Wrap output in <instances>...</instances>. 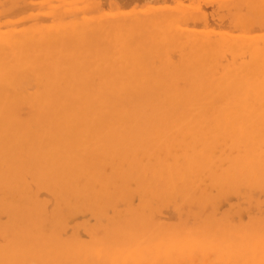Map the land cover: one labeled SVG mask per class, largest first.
<instances>
[{
	"label": "bare ground",
	"instance_id": "6f19581e",
	"mask_svg": "<svg viewBox=\"0 0 264 264\" xmlns=\"http://www.w3.org/2000/svg\"><path fill=\"white\" fill-rule=\"evenodd\" d=\"M66 1L69 2V0ZM239 1L249 6V12L252 11L253 14L262 12L264 15V0ZM76 2L72 3L77 5ZM82 2L80 6L83 8ZM85 4L88 5L87 2ZM57 5L60 6L56 4V8ZM87 5L84 6L87 8ZM99 5H95L96 8L94 6L92 9H97ZM181 5L176 7L182 8V11L172 9V11L176 10L174 15L167 13L168 9H160L166 10V13L171 16L165 17L162 22L157 23L156 27L154 26L155 37H158V45H161V48L170 49L175 44H179L183 46L184 51L188 50L184 54L181 66H178L179 69L175 71L170 70V66L162 70L159 68V71L155 70L156 68L152 69L149 66L148 53L141 54L142 52L135 51V56L127 57L126 53L135 39L133 34L143 21L141 18L143 16L140 17V15L139 20L137 17L135 20L132 14V18L131 15L130 19L127 17L129 20L134 19L132 25L129 23L130 27H136L129 32H126V28L124 33L122 31L115 36L113 33L116 28L118 30L124 28L123 21H115L109 25H102L103 20L100 23L97 21V27L99 26L97 38L99 34H102V37L114 45V49L107 55L106 62L92 70H89L92 63L88 62V64L73 65L69 68H65L61 63L59 71L55 69L56 64L52 60L55 53L60 50L57 47L64 48L68 45L66 43L73 39L77 40L78 43H76L80 45L82 52L88 54L93 46L91 44L93 41H90L92 38L89 36L96 33V30H87L90 22L88 26L85 25L87 29L77 27L79 23H81L79 26L83 25L82 22H78V25L68 23L70 26H65L69 18L67 19L68 16L64 13L67 16L64 25L61 23L53 24L55 27L46 25L44 28L48 30L45 33H38L39 28L36 27L37 33L41 36L40 39H43L41 44L45 46L43 51L46 55L44 58L47 60L44 62L48 63L50 68L45 69V74L37 76L36 79L32 78L35 81L33 85L36 90L24 100L28 101L37 113L24 123L16 114L18 109L16 106L23 98L21 95L29 92L30 88L28 89L27 86H31L33 81L24 77L17 80L14 77V71H7L8 63H0V214L7 215L9 219L7 224L0 222V233H3L1 235L7 240L5 244L0 245V264H150L151 262L152 264H264V215L262 218H255L256 215H253V218L250 214L251 219H248L247 225L243 223V226H234L237 229L233 227L230 230V224L226 225L227 221L230 223L229 220H226L224 224L220 218L221 223H218L210 217L213 213L207 215L210 218L206 222L203 221L204 219L201 222L200 219L201 223L197 222V224H205L198 226L197 230L193 229V226L191 229L194 231L185 225L177 229L166 226H157V228L154 222L152 223L155 219L151 221L150 218L148 219L149 215L147 216L149 212L150 214L154 212L151 197L149 200L142 201L138 211L133 205L135 208L128 209L125 215H117L119 220L115 218L110 223L111 226L106 228L105 239L103 235L98 240V237L95 238L97 235L90 234L89 239L91 238L94 242L89 245L87 241L83 243L84 246L81 244L80 248H77L78 245L76 246L73 240L71 242L68 239L66 243L62 237L59 238L51 231L48 233L44 228L48 220L46 206L44 203H37L36 189H46L54 195L56 206L52 222L56 223H62L61 212L65 209H68V213L71 214L89 208L88 212H91V209L94 210L98 214L96 216L101 219L100 215H104L109 207H116L119 201L130 205L131 196L134 194L135 196L138 194L141 201L145 198L144 193L147 196L149 193L146 192L144 185L149 174L151 179L147 182L152 184L157 192V195L153 197L157 209L159 205L160 207L171 205L170 202H173V199L177 200L175 198L177 196L193 204H211V207H214L219 201L216 199L220 196L233 193L232 196L246 191L245 189L264 192V44L260 46L259 41L257 43L252 41L254 38L250 40L240 36L241 39L239 35H237L238 39H234L231 37L235 34L231 35V33H227L228 37L231 35L230 39L223 36V40L217 39L216 41H219L215 44L208 33L209 37H196L187 35L186 32L182 35L178 28L182 24L180 21H185L183 19L189 16L187 13H182L184 8ZM222 5L227 6V4ZM52 6L51 9L55 7ZM69 6L66 8L74 9ZM80 6L79 4L76 6L79 7L78 11ZM82 8L81 10L86 11ZM151 8L148 13L147 11L145 13L149 14L155 10ZM76 10L75 8L73 12L76 13ZM168 11L171 12V10ZM241 11L237 13L239 16ZM70 12L66 11L71 14ZM203 13L199 14L198 20L200 17L206 18V14ZM49 15L53 16L52 12ZM117 15L121 20L122 15H119V11ZM101 16L106 17L104 14ZM114 16L113 18L116 17ZM239 16V23L243 18L248 20V17ZM55 17L58 18L57 15ZM74 18L79 19L76 15ZM87 20L84 19V21ZM245 20H243L244 23ZM243 22L241 24L237 22L236 27L240 28V25L243 29L250 27L253 20L250 24L247 21L246 25ZM90 26L89 30H92V24ZM32 30L31 32L35 31ZM14 31H11V34ZM244 34V37L247 36V33ZM213 35L215 33H212ZM14 36H3L0 39V50H11L27 42L21 39L23 35L20 39L17 38L19 36H16L17 39L12 38ZM29 36L27 38L34 40V34L32 37L31 34ZM25 37L23 38L26 40ZM262 38L264 40V37ZM64 41L66 42L63 44ZM137 47L142 51L143 47ZM221 52H226V56L230 52L231 57L237 55L232 58L250 53L251 60L246 58L249 62L244 63L245 56H242L243 59L240 57L239 67L236 62V65L233 63L230 68L227 65L228 70L226 68L227 71L218 76L221 78L218 79L216 74L214 77L209 72L210 66L217 62L219 55L221 57ZM227 58L229 59V56ZM218 61L220 62V59ZM242 61L244 64L241 66ZM20 62L21 65L15 66L14 69H23L21 66H28L31 60L25 59ZM166 65L168 64L162 65L161 68ZM31 69L33 70L32 66ZM48 69L49 73H47ZM261 77L262 80L259 79ZM177 80H182L189 87H179ZM149 123L151 127H148ZM172 135L175 136L172 137ZM227 143L231 145L224 149ZM149 149H155V154L151 155ZM149 156H157L156 163L143 165L144 158ZM101 157H106L103 162H93ZM105 168H110L111 174L106 175ZM16 170H18V175H15L17 178L10 179V175ZM30 174L38 179L36 189L25 183V176ZM205 180H209V185L205 182L208 186L201 184ZM132 181L138 186L136 191V187H133L134 192L129 189ZM150 184L147 187H151ZM32 187H34L33 184ZM212 188L217 192V194L214 193L215 197L210 195ZM243 188L244 191H241ZM252 190H250L251 193L246 192L250 195L256 193ZM152 192L151 194L155 193V191ZM246 194H242L243 197ZM119 211H116L117 214L122 212ZM122 220L124 221L120 225ZM104 225L107 226L105 223ZM18 227L20 230H16ZM136 228H139L141 233L138 234ZM233 229L235 231L232 232ZM75 240L77 242V239ZM80 242L83 241L78 243Z\"/></svg>",
	"mask_w": 264,
	"mask_h": 264
},
{
	"label": "rangeland",
	"instance_id": "374dc122",
	"mask_svg": "<svg viewBox=\"0 0 264 264\" xmlns=\"http://www.w3.org/2000/svg\"><path fill=\"white\" fill-rule=\"evenodd\" d=\"M39 1H41V2H39ZM43 1V2H42ZM44 1H45V3H44ZM49 1V2H48ZM63 1H65L64 3H63ZM78 2H76L75 0L73 1L72 0V2L73 3H75L76 2V4L77 5H74L72 2H71V0H69V2L68 1H66V0H47V2H46V0H0V30H2V32L0 31V39L1 38H3V36L5 37V36H7V35H11V36H14V37H12V38H16V36H19V37H17V38H19L20 39V37H21V39H23L24 41H27V42H24L25 44H22V46L20 45L18 48L17 47H14V49H6V50H0V63H3L4 62V64H7V71H14V77L15 78H17V80H20V78H28V79H30V81H33V82H31L32 83V85L30 86V85H28L27 87H28V89H29V92L26 94H23V95H21L23 98H21L19 101H18V104H17V111H16V114H17V116L19 117V119L21 120V121H23L22 123H24V122H27L29 119H31V116L34 114V113H37V111H36V109H34L33 107H31V105L28 103V101H26V100H24V98L25 99H27V96L28 97H30V94L31 93H33L35 90H36V87L33 85L34 84V80L33 79H36L37 78V76H39V75H43V74H45L46 72H45V69L47 68V67H49L48 66V63H45L44 61H46L45 60V58H44V56H46L45 54H44V51H43V49L45 48V46L44 45H42L41 43L43 42V39H40L41 38V36L38 34V33H41V32H43V33H45V32H47V30L48 29H46V28H44L46 25H48L49 26V24H50V26H52L53 24H55V25H59L60 23L61 24H63L64 22H65V20H67L68 18V20L69 21H66L64 24H65V26H70L69 24H71V25H75L76 23H77V25H78V22H82L83 23V25H81V26H79L81 23H79V25L77 26L78 28H84L85 27V25H89L88 23L90 22V25L92 24V26H93V29L92 30H89V28L91 27L90 25L88 26V31H95L96 30V33L95 34H91V36H89V38H92V39H90V41L92 42L91 44L93 45L91 48V51L88 53V54H84L83 52H82V49H81V47H80V45H78L77 43V40H75V39H73V40H71V41H68L66 44H68L66 47H64L63 48V46H60V47H57V48H59L60 50H58V53H55V55H54V57L52 58V60H53V62L56 64V67H55V69H58L59 71H60V65H61V63H62V65L65 67V68H69V67H71V66H73V65H83L84 63H86V64H88V62L89 63H92V64H90V66H89V70H92V69H95L96 68V66H98L99 64H101V63H104V62H106V57H107V55L111 52L112 53V51H113V49H114V45L112 44H110V42H108L104 37H102V34L100 35H98V38H97V32H98V27H97V21H99V23L100 22H102V20H103V22L101 23L102 25H106V24H111V23H114L115 21H123V23H125V25H124V28H122V29H120V30H118V28H116V30H115V28L113 29V30H115L114 31V36H115V34H117V35H119V33L120 32H122L123 31V33L125 32L124 30L126 29V32H129V30L130 29H132V28H135L136 26H134V27H130V24L132 25V23H133V20L134 19H132V20H129L130 18V15L132 14L133 15V18H135V20H136V17H137V20H139V18L141 17V16H143V17H141L142 18V20L140 19V21H142L141 22V24H140V26H138V28L136 29V32L133 34V38H135L134 40H133V42H132V45L130 46L131 48L128 50V53H126V55H127V57L128 58H131V55H132V57L133 56H135L136 54H135V51L136 52H142L141 54H143V53H148L149 55H147V56H149V58H150V60H149V63H150V67L152 68V69H155V70H157V71H159L158 69L160 68L161 70L162 69H165L167 66H170L171 68H170V70L171 69H173L174 71L175 70H178L179 68H178V66H181V64H182V62L184 61V59H183V57H184V54H186V52L188 51V50H186V51H184L183 49V46L182 45H177V44H175L174 45V47H171L170 49H167L166 47H163V48H161V45H158V37L156 36L155 37V34H156V30H155V27L157 26V23L158 22H162L163 21V19L165 18V17H169V15L171 16V14H167V13H172L173 15L175 14V11L176 10H180V11H182L183 9L182 8H177L176 6L178 5L179 7H180V5H181V3L183 4V5H181V6H183V8H184V11L182 12V13H184V14H186L187 13V16H189V18L188 17H186L185 19H183V20H185V21H183L182 22V20L180 21L182 24H180V23H178V24H180L181 25V27H178V25H177V27L178 28H180L179 30H181V32L179 31V33L180 34H182L183 35V33H187V35H192V36H196V37H209L210 36V38H211V41H213V43L215 44V43H217L218 41H216L217 39H221V40H223L222 39V37L224 36V38H225V36H226V38L228 37L227 36V33L229 34V33H231V35L232 34H235L234 35V37H233V35H232V37H231V35H230V37L231 38H234V39H238V37H237V35H239V37L240 36H242V38L243 39H250L251 40V38H254V39H252V41H255V43H257L258 41V43H260L259 45L260 46H263V44H264V40H263V38L262 37H264V15L262 14V12H259L258 14H253L252 13V11H250L249 12V10L250 9H248L249 8V6L247 7L246 6V4H244L245 2H243V1H239V0H232V2H231V0H91V2H90V0H80L85 6L87 5V4H85L86 2L88 3V5H87V8L83 5V8L84 9H86V11L84 12L83 10H81V8H82V6H80L81 4V2L79 1V0H77ZM122 1V2H121ZM123 1H124V3H123ZM127 1V2H126ZM131 1V2H130ZM179 1V2H178ZM201 1V2H200ZM223 1V2H222ZM226 1H229V2H227L226 3ZM35 2V3H34ZM38 2V3H37ZM134 2V3H133ZM178 2V3H177ZM184 2V3H183ZM214 4H213V3ZM220 4H219V3ZM225 2V3H224ZM231 2V3H230ZM55 3V4H54ZM67 3H69L70 4V6H71V8H76L77 10H76V13H75V11L73 12V10L74 9H70V8H66L67 6H69V4H67ZM90 3H92V4H90ZM165 3H167V4H165ZM169 3V4H168ZM210 3V4H209ZM49 4V5H48ZM56 4H59L60 6H58L57 5V8H56ZM78 4H79V6L81 7L80 9H79V11H78V8L79 7H76V6H78ZM89 4L91 5V7L89 6ZM100 4V5H99ZM124 4V5H123ZM129 4V5H128ZM187 4V5H186ZM189 4V5H188ZM222 4H227V6L225 5V6H223ZM33 5V6H32ZM52 5H54L55 7V11H54V8L53 9H51V7H53ZM72 5H74V6H72ZM97 5H99L98 7H97V9H94V8H96V6ZM122 5V6H121ZM151 5V6H150ZM186 5V6H185ZM221 5V6H220ZM229 5V6H228ZM238 5V6H237ZM244 5H245V7H246V9H245V7H244ZM48 6H50V8L48 7ZM69 6V7H70ZM95 6V7H94ZM107 6V7H106ZM157 6V7H156ZM161 6V7H160ZM171 6V7H170ZM174 6V7H173ZM198 6V7H197ZM20 7V8H19ZM92 7H94L93 9H92ZM152 7V8H151ZM160 7V8H159ZM166 7V8H165ZM192 7H194V9H192ZM196 7V8H195ZM202 9H201V8ZM204 7V8H203ZM264 7V6H263ZM82 8V9H83ZM91 8V9H90ZM102 8V9H101ZM133 8V9H132ZM149 8H151L152 10H154V8H155V14L153 13V12H151V13H153L152 15H151V13H149V14H146L145 12L147 11V13L150 11V9ZM174 8H176V10H174V11H172V9H174ZM186 8H191V9H187L186 10ZM199 8V9H198ZM235 8H236V10H235ZM49 9H51V10H49ZM66 9V11H68L69 10V12H70V10L72 11V12H70L71 14H69V13H66V11H64ZM105 9V10H104ZM156 9L158 10V11H160V12H158V11H156ZM160 9H168V10H171V12L170 11H168L167 10V13H166V10H164V11H162V10H160ZM196 9H198V11H193V10H196ZM201 9V10H200ZM241 9L243 10V11H241ZM25 10H26V12H25ZM39 10V11H38ZM88 10H90V11H88ZM92 10V11H91ZM93 10H95V11H93ZM97 10H99V11H97ZM108 10H109V12H108ZM124 10H126V11H124ZM145 10V11H144ZM200 10V11H199ZM202 10H203V12H202ZM245 10V11H244ZM246 10H248V12L246 11ZM46 11H48L47 13H46ZM49 11H51L52 12V14H53V16L52 15H49L50 13H49ZM54 11V12H53ZM78 11V12H77ZM118 11H119V15H122L121 16V20H120V16H116V14H118ZM186 11V12H185ZM193 11V12H192ZM205 11H207V13L205 12ZM223 11V12H222ZM239 11H241V13H240V16H241V18H242V16H244L245 18H247L248 17V23L250 24L251 22L250 21H252L253 20V25L252 24H250V27H247V28H242V26L240 25V28L238 27H236L237 26V22L239 23L240 22V20L238 19V14H239ZM36 12H39V13H36ZM41 12V13H40ZM89 12V13H88ZM113 12H115V13H113ZM121 12V13H120ZM139 12V13H138ZM165 13V14H163V13ZM225 12V13H224ZM2 13V14H1ZM21 13V14H20ZM43 13V14H42ZM54 13H55V15H54ZM60 13H62V15L60 14ZM64 13H65V15H67V16H65L64 15ZM77 13H80L79 15H77ZM125 13H128V14H125ZM141 13H143V14H141ZM144 13H145V16H144ZM162 13V14H161ZM201 13H203V14H206L205 15V19L203 18V17H200V19L198 20V18H199V14H201ZM224 15H223V14ZM238 13V14H237ZM48 14V15H47ZM60 14V15H59ZM69 14V15H68ZM76 15V17H79V19L78 18H74L75 17V15ZM106 15V17L105 16H101V15ZM113 14V16L115 17V18H113V16H111V15ZM125 14V16H123ZM189 14V15H188ZM190 14H191V17H190ZM198 14V15H197ZM236 14H237V17H236ZM21 15V16H20ZM57 15V19H56V16ZM81 15V16H80ZM88 15V16H87ZM107 15H110V16H107ZM128 15V16H127ZM132 15H131V18H132ZM136 15H138V16H136ZM139 15H140V17H139ZM168 15V16H167ZM194 15H195V18H196V16H197V18L195 19L194 18ZM221 15H222V17H221ZM263 15V16H262ZM26 16H29V18L27 17L26 18ZM31 16V17H30ZM70 16V17H69ZM85 16H86V18H85ZM159 16V17H158ZM201 16V15H200ZM204 16V15H203ZM239 16V17H240ZM255 16H256V19H255ZM21 17V18H20ZM24 19H23V18ZM65 17H67V19L65 18ZM88 17V18H87ZM97 17H99V18H101V20H99V18H97ZM109 17V18H108ZM124 17V18H123ZM127 17L129 18V19H127ZM43 20H42V19ZM71 18H74V19H71ZM94 20H92V19ZM154 18V19H153ZM209 18V19H208ZM237 18V19H236ZM16 19H18V20H16ZM41 19V20H40ZM62 19V20H61ZM84 19L86 20V19H88L87 21H84ZM95 19H96V21H95ZM126 19V20H125ZM156 19V21H154ZM158 19V20H157ZM194 19H195V21H194ZM254 19H255V22H254ZM12 20H14V21H11ZM75 20H77V22H75ZM90 20H92V21H90ZM125 20V21H124ZM235 20H237V22L235 23ZM239 20V21H238ZM243 20H245L244 18H243ZM243 20L241 21V23L243 22ZM245 20V23L247 22ZM62 21V22H61ZM73 21L75 22V23H73ZM108 21V22H107ZM206 21V22H205ZM224 21V22H223ZM8 22V23H7ZM14 22V23H13ZM85 22H86V24H85ZM95 22H96V25H95ZM69 23V24H68ZM73 23V24H72ZM130 23V24H129ZM213 23V24H212ZM233 23V24H232ZM241 23H239V24H241ZM244 23V22H243ZM244 23V24H245ZM2 24H4V25H2ZM7 24V25H6ZM63 24V25H64ZM152 24V25H151ZM185 24V25H184ZM194 24V25H193ZM210 24V25H209ZM244 24H242L243 26H244ZM95 25V26H94ZM100 25V24H99ZM129 25V26H128ZM179 25V26H180ZM223 25V26H222ZM246 25V24H245ZM127 26V27H126ZM155 26V27H154ZM221 26V27H220ZM248 26V25H247ZM8 27L10 28V29H8ZM30 27H31V29H30ZM36 27H38L39 28V30L36 28ZM53 27H55L54 25H53ZM95 27H96V29H95ZM182 27H183V32H182ZM210 27V28H209ZM214 27V28H213ZM220 27V28H219ZM245 27V26H244ZM28 28V30H29V32H27L28 30H26ZM35 28V29H34ZM48 28V27H47ZM50 28V27H49ZM142 28V29H141ZM177 28V29H178ZM3 29H4V31H3ZM13 29V30H12ZM16 29V30H15ZM19 29H20V31H19ZM23 29H24V31H23ZM35 30L34 32H31V30ZM38 30V33H37V30ZM43 29V30H42ZM141 29V30H140ZM147 29V30H146ZM151 29V30H150ZM186 29V30H185ZM211 29V30H210ZM241 29V30H240ZM16 32H15V31ZM32 30V31H33ZM139 30V31H138ZM143 30V31H142ZM144 30H145V32H144ZM187 30H189V31H187ZM205 30V31H204ZM214 32H213V31ZM243 30H244V33H247L246 35L247 36H245L244 37V33H243ZM263 30V31H262ZM7 31H9V33L7 32ZM11 31H14L12 34H11ZM18 31H19V33H18ZM23 31V32H22ZM100 31V30H99ZM153 31V32H152ZM190 31H193V32H190ZM201 31V32H200ZM225 31V32H224ZM235 31V32H234ZM22 32V33H21ZM36 32V33H35ZM147 32V33H146ZM206 32V33H205ZM210 32V33H209ZM226 33L225 35H223V33ZM243 34H242V33ZM255 32V33H254ZM3 33H4V35H3ZM7 33V34H6ZM25 33H26V35H27V33L30 35L31 34V37H32V34H34V40H33V38H27V36L28 37H30L29 35H25ZM99 33H101V32H99ZM205 33V34H204ZM209 34V36H207L208 34ZM212 33L214 34L215 33V35H213L212 36ZM218 33V34H217ZM220 33V34H219ZM257 33V34H256ZM22 34V35H21ZM37 34H38V39H37ZM138 34V35H137ZM148 34V35H147ZM222 35L221 37L220 36H217V35ZM242 34V35H241ZM255 34V35H254ZM261 34V35H260ZM3 35V36H2ZM136 35L139 37V39H138V37H136ZM152 35V36H151ZM184 35H186V34H184ZM203 35V36H202ZM248 35H250L249 37H248ZM263 35V36H262ZM26 36V37H25ZM35 36H36V38H35ZM155 37V41L153 40L154 39V37ZM252 36V37H251ZM23 37H25L26 38V40L23 38ZM153 37V38H152ZM217 37H219V38H217ZM230 37H228L229 39H230ZM236 37V38H235ZM248 37V38H247ZM16 38V39H17ZM141 38V39H140ZM145 38H146V40H145ZM153 40H151V39ZM214 38V39H213ZM241 38V37H240ZM241 38V39H242ZM260 38H262V40H259ZM150 39V40H149ZM213 39V40H212ZM256 39H258V40H256ZM148 40V41H147ZM220 40V41H221ZM141 41H145L144 43L143 42H141ZM247 41V40H246ZM37 42V43H36ZM66 41H64L63 42V44L65 43ZM70 42V43H69ZM77 42V43H76ZM156 44H155V43ZM247 42H250L249 40L247 41ZM137 43V44H136ZM59 44H61L60 42H59ZM143 44H145V45H147V46H145V45H143ZM24 45V46H23ZM69 45H71V46H69ZM151 45V46H150ZM137 46H141V47H143V49H142V51H141V49L139 48L138 49V47ZM152 46H153V48H152ZM179 46H180V48H179ZM41 47V48H40ZM68 47H70V48H68ZM149 47H151V49H152V51H151V49H149ZM38 48V49H37ZM63 48V49H62ZM138 50H137V49ZM160 48H161V50H160ZM177 48V49H176ZM34 49V50H33ZM71 49V50H70ZM10 50V51H9ZM32 50V51H31ZM42 50V51H41ZM62 50V51H61ZM66 50H68L69 52H67ZM133 50V51H132ZM164 50H166V51H164ZM31 51V52H30ZM59 51H60V53H59ZM131 51V52H130ZM149 51V52H148ZM158 51H161V52H158ZM162 51L164 52V53H162ZM182 51V52H181ZM184 51V52H183ZM15 52H16V54H15ZM18 52V53H17ZM95 52V53H94ZM151 52V53H150ZM155 52V53H154ZM166 52L168 53L167 55H166ZM173 52V53H172ZM226 52H228V51H226ZM226 52H221V54L223 55V57H222V55H221V57H220V55H219V59H220V62L218 61L219 59H217V62L215 63V64H213V66L211 65L210 66V69H211V73L209 72V74L210 75H212V76H216L217 75V78L219 79L220 77H218V76H220V75H222L224 72H226L227 70H228V68H230L231 66H232V64L233 65H236L235 64V62L237 63V66L241 63V60H240V57L242 58V56L243 55H238V56H240V57H238L239 58V60H238V58H232V57H234V56H237V55H233L232 57H231V54L232 53H227L228 54V56H229V59L227 58L228 56H226ZM10 53V54H9ZM94 53V54H93ZM130 53H132V54H130ZM158 53V54H157ZM160 53V54H159ZM134 54V55H133ZM162 54V55H161ZM216 54V53H215ZM247 55H244L243 57H244V59H245V61H246V58L250 61L251 60V54L250 53H246ZM250 54V55H249ZM7 55V56H6ZM52 55V54H51ZM95 55V56H94ZM166 55V56H165ZM249 55V56H248ZM8 56H10L12 59H10V57H8ZM41 56H42V59H41ZM173 56V57H172ZM6 57L8 58V59H6ZM86 57V58H85ZM99 57V58H98ZM226 57V58H225ZM249 57V58H248ZM90 58V59H89ZM162 58V59H161ZM232 58V59H231ZM28 60V59H30L31 60V62H30V64H28V66H25V67H23V66H21L23 69H21V70H16V69H14L15 68V66H17V65H21L20 63V61H23V60ZM88 59V60H87ZM161 59V60H160ZM227 59V60H226ZM243 59V58H242ZM100 60H101V62H100ZM231 60V61H230ZM234 60H236V61H234ZM82 61V63L80 64V62ZM103 61V62H102ZM164 62V64H168V65H166L164 68H161L162 67V65L164 66V64H162L163 62ZM166 61H167V63H166ZM224 63H223V62ZM225 61H227V63L225 62ZM249 61H246V62H244V63H248ZM12 62V63H11ZM20 62V63H19ZM63 62H64V64H63ZM93 62H95V63H93ZM153 62H154V64H153ZM10 63V64H9ZM243 63V61H242V64H241V66L244 64ZM178 64V65H177ZM11 65V67L9 68V66ZM214 65H216L215 67H214ZM228 65V68L226 67ZM31 66L33 67V70L31 69ZM218 67V68H217ZM234 67H236V66H234ZM239 67V66H238ZM9 68V69H8ZM50 68V67H49ZM223 68H224V70H223ZM226 68H227V70H226ZM233 68V67H232ZM231 68V69H232ZM14 69V70H13ZM235 69V68H234ZM49 70V69H48ZM53 70V69H52ZM172 70V71H173ZM213 71V72H212ZM24 72V73H23ZM30 72V73H29ZM50 72V70L49 71H47V73H49ZM55 72V71H54ZM217 72V73H216ZM23 73V74H22ZM213 73V74H212ZM33 76H32V75ZM216 74V75H215ZM26 75H28V76H26ZM224 76V75H223ZM223 76H221V77H223ZM33 78V79H32ZM221 79V78H220ZM259 79H261L262 80V77L261 78H259ZM29 81V82H30ZM24 82H26V80H24ZM177 82V84H178V86L179 87H181V86H184V88H187V87H189V85L188 84H186V83H183L182 82V80H177L176 81ZM262 82V81H261ZM26 91V90H25ZM33 91V92H32ZM20 96V97H21ZM23 99V100H22ZM26 124V123H25ZM148 127H151V124L149 123L148 124ZM175 135H172V137H174ZM229 145H231V143H227V145L225 146L224 145V149H227V146L229 147ZM156 149V148H155ZM155 149H149L148 151L150 152V154L151 155H154L155 154ZM178 151H179V148H178ZM105 158L106 157H101V158H96V159H98L97 161H96V159L93 161V162H95V163H101V162H103L104 160H105ZM154 158V159H153ZM156 158H157V156L156 157H152V156H149V157H145L144 158V160H143V165H152V164H155L156 163ZM105 170H106V175H109V174H111L110 173V171H111V169L110 168H105ZM17 173V174H16ZM18 175V170H16L14 173H12L11 175H10V179H12L13 177L15 178L16 176ZM20 175V174H19ZM30 176V177H29ZM28 177V178H27ZM36 176H33L32 174H30V175H28V176H25V183H26V185H29L31 188H33V189H36L35 188V186H36V181H38V179H37V177L35 178ZM151 176H150V174L146 177V181L144 182V185H145V190H146V192L148 193V196H147V194L146 193H144V195H145V198L144 197H142V198H144V199H142L141 201L139 200V198H141V197H139V195L137 194L136 196H135V194L134 195H132L131 196V202H130V205L128 204V203H123L122 201H119L118 202V204L116 205V207H113V208H111V207H109L108 209H106V210H108L107 212L105 211L104 212V215H100V217H101V219L100 218H98V216H96V215H98L96 212H94V210L92 211V209H91V212H88V211H90V210H88L89 208H85V209H82L81 211H79V212H77V213H68V209H65V210H63L62 212H61V214H62V216L60 217V218H62L61 220H62V223H56L55 221L54 222H52L53 221V212H54V209H55V206H56V199H54L55 197H54V195H52V193L51 192H49L48 190H46V189H42V190H35L36 191V195H37V203L38 204H45V206H46V215H47V222L45 223V225H44V228H45V230H46V232H53V233H55L57 236H59V238L60 237H62V239H63V241L64 242H66V243H68L67 242V240L68 239H70V241L71 242H75L76 243V246H77V248H80V247H82V245L84 246V244L85 243H87V241H88V243L87 244H89V243H93L94 241L90 238L89 239V235L91 234L92 236H96L95 238L97 239V237H98V240H99V237H101V235H103L102 237H103V239H105L106 237H107V230H106V228H109L110 226H111V224L110 223H112V220H115V218H117V220H119V216H117V215H125L126 213H127V211H128V209H134L135 207L133 206V205H135L136 206V208H135V210H139L140 208H139V206H140V204L141 203H143L142 201L144 200L145 201V199L146 200H149L151 197V203L153 202V211L154 212H151V214H150V212L148 213V212H146V214H147V216H148V219L150 218V220L152 221L153 219H155L154 221H152V223L154 222V225H155V227H167V228H170V229H177V228H180L181 227V225H185L188 229H190V230H193V229H198L201 225H204L205 223H202V224H200L201 222H202V219H204L203 221H207V219H209L210 217H213L214 218V220H216L218 223H221V221H222V223H223V221H224V224H225V222H226V220H229V222L230 223H228V221H227V223H226V225L228 224H230V226H229V230L230 229H232L234 226L235 227H237V226H243V223L244 224H246L247 222H248V219H251V218H249L250 217V214H251V217H253V215H256V217L255 218H262V215H264V203H263V200H264V192H260V191H258L257 192V190L255 191V190H252V189H245L246 191H249L250 193H251V191L250 190H252V192L253 191H255L256 193H253V194H251L250 195V193H248V192H246V191H244V188L241 190V191H244V192H239L238 194H234V195H232L231 196V194H233V193H231V194H228V195H225V196H220V197H218L217 199H216V201L217 200H219L217 203L218 204H220V205H218L217 203H215V205H214V207L212 206L211 207V204H206V205H201L200 203L199 204H197V203H194L193 204V202H188V201H184L183 199H181V197L180 196H177V197H175V198H177V200H175V199H173V202H170L171 203V205L170 204H168V205H166V206H161L160 207V205H159V207H158V209H157V207H156V204H154L155 203V200H153V197H155V195H157V192H156V189L154 188V186H152V184H150L149 182H150V178ZM17 178V177H16ZM148 178V179H147ZM36 179V180H35ZM13 180V179H12ZM149 180V182H147ZM151 182H152V180H151ZM205 182L206 183H208L209 182V180H205V181H203L201 184L202 185H204V186H208L209 185V183H208V185L207 184H205ZM21 184H22V182H21ZM32 184H33V186L34 187H32ZM129 184V183H128ZM150 184V186L151 187H147V185H149ZM129 186V185H128ZM130 188V191H132L133 190V187H136L135 188V191L137 190V188H138V186H136V183H134V181H132V182H130V186H129ZM147 187V188H146ZM150 189H151V192H152V190H153V192L155 191V193H153V194H151V192H150ZM212 190H213V192H212ZM37 191H38V194H37ZM42 192V193H41ZM44 192V193H43ZM132 192H134V190L132 191ZM210 195L211 196H214V193L216 192V190H214V188H212L211 190H210ZM248 193V194H246V193ZM45 193H47L46 195H45ZM213 194V195H212ZM215 194H217V192L215 193ZM242 194H246L244 197H243V195ZM41 195V196H40ZM45 195V196H44ZM143 195V196H144ZM199 195V194H198ZM240 195V196H239ZM249 195V196H248ZM47 196V197H46ZM51 196V197H50ZM133 196H135V197H133ZM200 196V195H199ZM216 196H218V195H216ZM229 196H231V197H229ZM253 196V197H252ZM50 197V198H49ZM54 197V198H53ZM139 197V198H138ZM149 197V198H148ZM215 197V196H214ZM250 197V198H249ZM179 198V199H178ZM244 198V199H243ZM252 198H254V199H252ZM54 199V200H53ZM221 199H223L222 201H221ZM53 200V201H52ZM139 201V202H138ZM180 201V202H179ZM239 201H240V203H242L241 205H240V203H239ZM253 201V202H252ZM120 202H122V203H120ZM175 202V203H174ZM182 202V203H181ZM229 202V203H228ZM252 202V203H251ZM262 202V203H261ZM150 203V202H149ZM186 203V204H185ZM50 204V205H49ZM127 204L130 206V208H129V206L127 207ZM175 205H176V208H175ZM184 205V206H183ZM216 205H218V206H216ZM243 205V206H242ZM121 207V208H118V207ZM199 206V207H198ZM206 206H209L208 208L206 207ZM154 207H156V209H154ZM194 207V208H193ZM206 207V208H205ZM219 207H221V208H219ZM49 208V209H48ZM115 208H116V210H115ZM127 208V210H124V209H126ZM262 208V209H261ZM48 209V210H47ZM87 209V210H86ZM121 210L122 212L121 213H118L117 214V212H120L119 210ZM110 210V211H109ZM137 210V211H138ZM164 210V211H163ZM179 210V211H178ZM181 210V211H180ZM206 210V211H205ZM208 210V211H207ZM216 210V211H215ZM113 211V212H112ZM117 211V212H116ZM125 211V212H124ZM156 211H157V213H156ZM218 211V212H217ZM83 212V213H82ZM116 212V213H115ZM176 212V213H175ZM217 212V213H216ZM95 213V215H93ZM211 213H213V214H211ZM238 213V214H237ZM253 213V214H252ZM113 214H116L115 216L113 215ZM173 214H174V216H173ZM211 214V215H210ZM111 215H113V216H111ZM170 215H171V217H170ZM207 215L209 216L210 215V217L208 218L207 217ZM229 215V216H228ZM261 215V216H260ZM197 218H195V217ZM258 216V217H257ZM2 217H4V218H2ZM98 219H100V220H98ZM168 217V218H167ZM205 217H207V218H205ZM224 217H226V219L224 220ZM264 217V216H263ZM108 220H107V219ZM221 218V221H219V219ZM240 218V219H239ZM254 218V217H253ZM105 219V220H104ZM111 219V220H110ZM166 219V220H165ZM200 219H201V222H200ZM218 219V220H217ZM104 220V221H103ZM107 220V221H106ZM242 222H240V221ZM8 221H9V219H8V217H7V215H5V214H0V222H1V224H7L8 223ZM49 221V222H48ZM111 221V222H110ZM124 220H122L121 222H120V225H122V222H123ZM250 221V220H249ZM65 222V223H64ZM157 224H156V223ZM190 222V223H189ZM197 222H200V223H198L197 224ZM103 223V224H102ZM104 223L107 225V226H105L104 225ZM107 223H109V224H107ZM50 224V225H49ZM56 224V225H55ZM99 224H100V226H99ZM159 224V225H158ZM53 225V226H52ZM97 225H98V227H97ZM104 225V227H102L103 229H104V231H103V229L101 228V226H103ZM110 225V226H109ZM232 225V226H231ZM247 225V224H246ZM51 226V227H50ZM172 226V227H171ZM194 226V227H193ZM199 226V227H198ZM245 226V225H244ZM23 227V226H22ZM48 227H49V231H48ZM97 227V228H96ZM157 227V228H158ZM193 227V229H191ZM198 227V228H197ZM226 228H228L227 226H225ZM234 227V229H237V228H235ZM94 228V229H93ZM20 230V227H18V228H16V230ZM100 229V230H99ZM232 230V232L233 231H235V230ZM99 230V231H98ZM93 231V232H92ZM194 231V230H193ZM57 232V233H56ZM91 232V233H90ZM95 232V233H94ZM97 232V233H96ZM103 232V233H102ZM136 232L139 234V233H141L140 231H139V228H136ZM231 232V233H232ZM1 234H3V233H0V240L4 237L3 235H1ZM64 236H63V235ZM75 234V235H74ZM94 234V235H93ZM105 235V236H104ZM91 236V237H92ZM2 237V238H1ZM101 237V238H102ZM75 239H77V242H76V240ZM73 240V241H72ZM83 241L82 243L80 242V243H78L79 241ZM86 240V241H85ZM101 240V239H100ZM3 243H2V242ZM0 241V245H3V244H5L6 242H7V240H5V238H3L2 240ZM5 241V242H4ZM69 241V240H68ZM71 242H70V244H71ZM75 243H74V246H75ZM84 243V244H83ZM73 244V243H72ZM82 244V245H81ZM86 244V245H87ZM80 245V246H79ZM90 245V244H89ZM75 246V247H76ZM76 248V249H77ZM147 262H150V261H147ZM153 262H151L150 264H152ZM145 264H149V263H145Z\"/></svg>",
	"mask_w": 264,
	"mask_h": 264
}]
</instances>
